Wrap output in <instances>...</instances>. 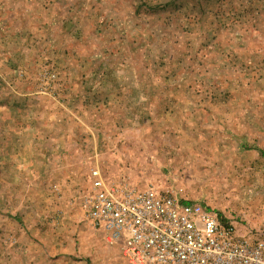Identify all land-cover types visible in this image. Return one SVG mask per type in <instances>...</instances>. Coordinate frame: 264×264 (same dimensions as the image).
<instances>
[{"label": "rangeland", "instance_id": "rangeland-1", "mask_svg": "<svg viewBox=\"0 0 264 264\" xmlns=\"http://www.w3.org/2000/svg\"><path fill=\"white\" fill-rule=\"evenodd\" d=\"M8 1L24 10L32 7L33 14L40 7L49 10L54 22L51 19L47 45L39 49L50 57L54 51L66 50L67 65L91 67L90 60L77 61L68 54L84 49L55 28L61 21L70 19L82 28L81 34L89 36L88 41L93 37L102 45L124 37L122 54L113 53L120 59L103 63L131 71L118 84L121 89L134 85L146 90L144 95L120 90L113 99L121 103L99 107L102 98L94 100L101 96L96 88L85 87L83 98L77 99L73 87L83 82L81 77L68 76L65 89L57 88L56 79H46L49 83L43 89L37 87L28 95L37 97L32 98L35 109H50L52 115L63 111L68 132L64 139L55 136L48 141L29 136V124L11 122L10 110L16 115L22 104H11L10 110L3 105L0 264L16 258L65 264L85 253L88 264H94L96 248L108 246L89 225L83 206L94 166L108 179L128 180L140 188L154 186L183 202L199 203L224 226H234L237 237L264 240V0ZM41 14L39 21L44 19ZM55 33L61 34L57 42ZM24 38L19 44L22 51L29 42ZM137 71L140 75L133 76ZM138 94L157 104L139 110L123 108ZM18 95L11 96L17 100ZM11 96L6 97L10 102ZM80 115L81 124H76ZM23 128V134L18 132ZM62 128L54 122L48 125L54 135ZM30 148L33 153L49 149L50 160L44 162L46 154L43 159L28 155ZM79 148L88 155L75 154L73 149ZM109 148L118 149L116 155ZM128 149L133 152L124 154ZM68 151L77 166L62 173L56 165L71 162ZM25 163L35 170L18 168ZM29 174L44 184L30 186L25 181ZM47 175L71 176L73 181L59 192L45 180ZM25 241L34 245L32 252L16 250L23 246L16 243ZM111 257L125 264L118 254Z\"/></svg>", "mask_w": 264, "mask_h": 264}, {"label": "crops", "instance_id": "crops-1", "mask_svg": "<svg viewBox=\"0 0 264 264\" xmlns=\"http://www.w3.org/2000/svg\"><path fill=\"white\" fill-rule=\"evenodd\" d=\"M36 7V6H35ZM32 7L28 6L27 9L19 8L17 4H13L9 2L8 0H0V116L1 111L3 109V105L6 106L9 110L10 107L13 108V105L15 103L22 104L20 106V111L17 112L16 115H13V113L10 110L11 113V122L14 124H29L31 130L29 136H34V134L39 135L42 140L47 139L49 140L50 137H57L58 139H64L66 137V134L68 133L66 130V126L64 128V125L67 123L66 116L64 112L62 111L61 114L52 115L51 110L41 108L40 110L35 109L34 107V101L32 98H37L35 96L28 95V93L35 92V89L38 87L42 88L45 86V84H48L49 81L46 79H56L57 80V88L59 85L62 87H66L67 85V77H81L83 82L86 80V83L82 81L77 82V87H73V90L77 93V99L83 98V90L85 87H91L96 88L95 91L97 93H101V96L93 95L92 99L96 102L102 98L99 104H101L99 107H106L108 106V103H121V99L114 100L113 97L120 93V90L123 92H130L132 94H135L136 92H141L142 95H144L145 90L144 87H138V89L134 88V85H127L128 88L121 89V85H118L119 83L122 84V81L124 79L123 76L129 77L130 76V70L126 69L124 67H120L119 65L116 67H110L107 64H104L105 61H113L117 62L120 57H114L113 53L114 51H117L119 54H122V48L124 47L123 42L125 41L123 38H119L118 42H114L113 44L107 43L106 45H102L101 41H95V38L91 37L92 41H88L89 36L86 34H81L82 28H78L76 24H73V22L68 21H61L62 23L55 26L56 29L61 30L62 35L65 36V38L74 43V45H78L79 47H83L84 50H82L84 56H81L82 51H79L78 49H72V53H70L71 50H69L68 54H72V59L77 61L82 60H90L91 67L82 68L80 66L76 65H67L66 63V57L67 55L66 50L63 52L54 51L52 53V57H50V53L46 51H41L39 49L40 45H47L49 36H50V27L51 19L52 22H54V18L49 16V10L45 9L43 7L37 8L38 11H35L33 14ZM45 12V13H44ZM39 13H42L41 15L44 17L42 21H39L38 18ZM18 26H23V28L18 31ZM58 33V31H57ZM82 35V36H80ZM61 34L55 33V40L59 39ZM24 37H28V41L26 40L27 44V50L22 51L19 50V44L20 42H25ZM40 37V38H39ZM82 37V38H80ZM29 43V44H28ZM7 44H10L11 47L8 48ZM121 44V45H120ZM128 44V43H127ZM50 45V44H49ZM48 45V46H49ZM73 46V45H72ZM116 46V48H115ZM113 50H110L109 48H112ZM128 47V46H127ZM26 49V47H25ZM108 52V53H107ZM128 53V51H127ZM61 54H64V56H60ZM139 52L135 53L134 55H138ZM83 57V58H82ZM118 58V59H117ZM95 62V65H94ZM140 75L139 71L137 73H134L133 76ZM58 78V79H57ZM125 82H127L125 80ZM41 83V84H39ZM42 86V87H41ZM30 88V89H29ZM18 93L17 100H13L12 94ZM10 94L13 101H9L6 99V97ZM140 94L137 95V100L130 101L131 103L124 104L123 108L126 110H129L130 108H136V109H144L147 106H155L157 104V100L155 101H147V99H140ZM133 105V107H131ZM64 105H61L59 103V108H63ZM81 106V105H80ZM129 108V109H128ZM42 111V112H41ZM138 117L140 116V113H138ZM77 123L81 124L82 118L81 115L77 119ZM58 123L63 125V128L59 133H53L50 129H48V125L51 123ZM40 125V126H37ZM25 128V127H24ZM24 128L22 131V134L24 133ZM28 129V127H26ZM83 132H87V129L80 128ZM85 130V131H84ZM26 132V131H25ZM26 134V133H25ZM75 134V133H74ZM82 137V135H81ZM80 137V138H81ZM19 134V139H20ZM18 139V138H17ZM25 140V138H23ZM30 140V138L26 139ZM32 140V139H31ZM79 140V139H78ZM81 140V139H80ZM79 140V141H80ZM31 151L28 153L30 156L37 155L35 157L43 159L45 154L46 156H49V149L43 152H34L32 148H30ZM75 154H79L82 157H86L88 155L87 151L85 149H73ZM116 148H109L107 151H110L112 155H116L117 153ZM124 154H131L133 151H130L129 149L126 151H123ZM68 155L71 156L69 158V161L71 162H62L61 164L58 163L56 165V168L59 169L62 173H64L67 169H71L76 165L74 163L75 159L72 161V155L71 151H68ZM45 156V157H46ZM44 159V162H48L50 160V157ZM35 164V163H34ZM47 165V163H46ZM22 167H25L27 171L35 170L34 167H29V164L25 163V165H19V169ZM39 178V177H38ZM45 180L50 183L52 188H57V190L60 192L63 191V188H66V184L71 179L70 177H56V176H50L47 175ZM29 183L30 186H37L44 184L43 181L39 180L40 182H37V179L33 176V174H29L28 178L25 180ZM73 181V180H72ZM49 185V184H48ZM80 191V187L75 193H78ZM74 193V194H75ZM14 219H18V215L14 217ZM15 234L18 236V232H15ZM102 240V238H101ZM27 242V243H26ZM23 245V246H22ZM16 246H22L21 249L18 247L16 250L21 252H32L33 246L32 243H29L28 241H25L24 244L16 243ZM87 252V251H85ZM14 253V252H13ZM119 254V252L110 246H107V248H96V252L94 253V264H120V261L118 259H115L114 257H111V254ZM47 256V253L45 254ZM83 258V259H82ZM121 258V256H120ZM100 259V260H99ZM122 259V258H121ZM89 257L88 255L82 256L80 260H69L65 264H88L89 263ZM123 260V259H122ZM18 261V262H17ZM49 263V262H48ZM47 262H35L32 260L27 259L25 260H17L12 261L10 264H48Z\"/></svg>", "mask_w": 264, "mask_h": 264}, {"label": "built area", "instance_id": "built-area-1", "mask_svg": "<svg viewBox=\"0 0 264 264\" xmlns=\"http://www.w3.org/2000/svg\"><path fill=\"white\" fill-rule=\"evenodd\" d=\"M86 219L125 264H264V240L237 237L203 205L90 168Z\"/></svg>", "mask_w": 264, "mask_h": 264}, {"label": "trees", "instance_id": "trees-1", "mask_svg": "<svg viewBox=\"0 0 264 264\" xmlns=\"http://www.w3.org/2000/svg\"><path fill=\"white\" fill-rule=\"evenodd\" d=\"M263 155H264V153H263Z\"/></svg>", "mask_w": 264, "mask_h": 264}]
</instances>
